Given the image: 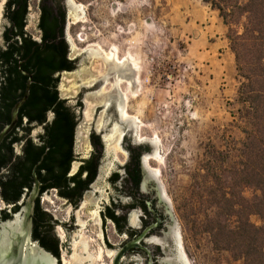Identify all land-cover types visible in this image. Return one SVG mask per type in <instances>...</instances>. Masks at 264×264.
I'll return each instance as SVG.
<instances>
[{"label": "rangeland", "instance_id": "374dc122", "mask_svg": "<svg viewBox=\"0 0 264 264\" xmlns=\"http://www.w3.org/2000/svg\"><path fill=\"white\" fill-rule=\"evenodd\" d=\"M84 16L67 19L68 35L78 50L91 45L137 63L139 91L128 94L127 131L134 143L156 142L145 154L149 174L168 208L188 264H241L214 249L198 209L206 170L239 160L244 141L234 56L226 28L201 0H72ZM39 0H31L28 33L35 39ZM2 0H0L1 15ZM128 57V58H127ZM124 60V61H123ZM126 84L117 90L122 94ZM254 191L247 189L250 199ZM5 209L0 199V210ZM251 221L262 226L259 217Z\"/></svg>", "mask_w": 264, "mask_h": 264}, {"label": "trees", "instance_id": "16d2710c", "mask_svg": "<svg viewBox=\"0 0 264 264\" xmlns=\"http://www.w3.org/2000/svg\"><path fill=\"white\" fill-rule=\"evenodd\" d=\"M201 1L217 12L226 28L240 80L237 116L244 125V141L239 160L233 165L216 162L207 168L206 178L210 181L204 182L198 209L205 217L204 232L211 237L216 251L230 253L241 264H264V0ZM28 5L29 0H8L3 15L7 25L4 47L0 48V132L10 123L11 110L25 93L28 77L21 74L19 66L32 76L30 95L20 109L17 125L24 134H10L0 146V187L6 205H16L23 199L24 192L33 185L35 166L38 177L42 169L43 179H62L64 164L69 166L76 158L74 147L80 123L77 111L84 108L81 101L71 106L59 93L61 75L77 68V61L69 58L63 18L45 7L41 41H35L26 31ZM33 127L44 129L39 144L24 142ZM21 142L22 153L16 155L14 145ZM91 142L94 148L101 147L99 136L92 134ZM143 151L145 148L140 147L139 154ZM138 158L134 159L135 166ZM99 160L100 155L93 154L85 161L87 180H80V174L74 178L72 193L79 200L82 191L96 180ZM247 189L255 192L250 199L244 196ZM19 209L16 205L1 211L0 222L11 220ZM253 216L260 218L262 226L252 223Z\"/></svg>", "mask_w": 264, "mask_h": 264}, {"label": "water", "instance_id": "95a60500", "mask_svg": "<svg viewBox=\"0 0 264 264\" xmlns=\"http://www.w3.org/2000/svg\"><path fill=\"white\" fill-rule=\"evenodd\" d=\"M6 1L2 0L1 7L0 48L4 46L3 32L7 25L3 18ZM68 1L70 7L67 19L70 17L73 22H76L84 14L72 0ZM37 31H39L38 28ZM66 36L70 46V57L77 60V68L74 72L65 73L60 77L59 93L61 98L67 100L71 106L77 105L81 95L84 107L82 111H77L80 123L76 131V154L80 160L87 159L92 154L94 149L90 142V135L94 132L101 136L105 154L97 181L84 196L78 211L74 213L75 225L72 228H64L59 233L63 246L61 262L62 264H120L122 254L113 261L114 254L103 240L98 214L109 202V198L114 196L113 188L108 182L109 174L120 164H125L128 159L127 150L121 147L124 134H127L130 143L145 148L146 152L150 147L154 149L151 143L149 146L130 140L125 118V101L116 86L119 77H125L130 81L132 95L137 94L138 74L134 68L109 56L95 45L78 50L68 35V25ZM33 39L40 40V37ZM19 69L22 75L28 77L26 89L24 96L11 110L10 123L0 132V146L17 127L20 109L30 95L32 76L21 70V66ZM49 118L52 119L51 116ZM40 132L39 128L34 130L32 138L35 141ZM16 151L18 152L19 148H16ZM75 167L77 168L78 164ZM36 170L37 166L32 171L34 185L20 211L13 215L11 220L0 222V264H57L54 256L42 249L32 238L35 206L40 191ZM149 179L154 181L151 174ZM45 206L52 216L61 220L67 221L71 216V208L64 206L62 201L57 202L53 196L47 198ZM10 208L5 204L4 210L9 211ZM173 226L175 227L174 223ZM106 236L113 245L119 243L111 226H108Z\"/></svg>", "mask_w": 264, "mask_h": 264}, {"label": "flooded vegetation", "instance_id": "af4514ba", "mask_svg": "<svg viewBox=\"0 0 264 264\" xmlns=\"http://www.w3.org/2000/svg\"><path fill=\"white\" fill-rule=\"evenodd\" d=\"M30 3L31 0H29L28 5L27 27L30 14ZM45 7H49V9L54 11L55 15L61 19L63 18V36L70 51V46L66 36L68 8L70 7L68 0H39L37 28L40 32V40L35 41H41L43 32L40 29V22L43 17ZM69 58L70 60H73L70 55ZM79 101H81V95L78 102ZM50 116L52 117V115ZM49 121H51L50 118ZM128 126V128H132L133 125L130 126L129 124ZM36 128L41 129L40 134H38L37 141L32 138V134ZM17 132H20V137L24 134L23 130L16 127L11 133L12 137H14ZM43 133L44 129L42 127H33L30 135L26 140H24V142L32 140L35 144H39L41 143V136ZM92 134L100 137L101 147H98V149L93 147L94 150L92 154L87 159L81 160L77 156L74 147V154L76 158L69 166L64 164L62 170L63 176L61 180H58V178L45 180L43 179V173L45 171L42 169L39 170L40 177H38V179L40 182V191L35 206L34 221L36 220V224L34 225L33 222L32 238L42 249L54 256L57 260V264H62L61 252L63 250L59 233L64 230V228H72L75 225L76 217L74 213L78 211L80 204L83 202L84 196L91 190L92 186L97 181L100 168L104 160L105 148L103 140L96 132ZM91 145L93 146L92 142ZM22 147V142L15 143L14 151L16 155H20L22 153ZM121 147L125 148L128 152L127 162L123 165L118 164V168L109 174L108 182L113 188L114 196L109 198V202L103 206L98 214L101 229L103 231V240L114 254L113 261L117 256L122 254L120 264H188L185 255L179 251V237L176 233V227L173 226V221L168 212V208L159 198L154 187V181L149 179V172L145 166L146 158L149 155L145 157L146 151L139 154V148L141 146L130 143L127 138V134H124ZM16 148H19L18 152L16 151ZM93 154L100 155V160L97 163V166H95L97 170V178L94 183L90 185L88 190L82 191L83 197L79 200L78 197L72 193V189L75 185L74 178L80 174V180H87V174L89 171L84 168L85 161H87ZM137 155H139L137 160L138 164L135 166L133 162ZM76 164H78L77 168L75 167ZM57 173L58 170H56V174ZM33 185L24 192L25 194L23 199L16 204L20 206V209L25 201V198L31 192ZM49 196H53L57 202L62 201L64 202V206L71 208V216L69 217V220H61L60 218L50 214L49 210L45 206V202ZM0 198L3 201L1 187ZM16 205L13 204L7 206L11 207V210ZM108 226H111L113 233L119 240L117 245H113L109 237L106 236ZM34 232L36 234V240L34 239Z\"/></svg>", "mask_w": 264, "mask_h": 264}, {"label": "bare ground", "instance_id": "6f19581e", "mask_svg": "<svg viewBox=\"0 0 264 264\" xmlns=\"http://www.w3.org/2000/svg\"><path fill=\"white\" fill-rule=\"evenodd\" d=\"M108 54V53H107ZM109 55V54H108ZM109 56H111V57H113V58H115V54L113 55H109ZM128 58V57H127ZM124 61V60H123ZM127 65H129V66H131L132 68H134L136 71L138 70L137 69V63L136 62H133V58H131L129 61H126L125 62ZM122 83H125L126 84V88H125V90H123L122 88H120L122 91V96H123V98H124V101H125V118H126V122L128 123V125L130 124V126L131 125H133L132 127H134V125L136 126V122L134 121V120H132V119H130L129 117V115H128V113H127V109H126V100H127V98L129 97V95L128 94H132L131 93V84H130V81L127 79V78H125V77H119V79L117 80V84H116V86L119 88V87H121V84ZM151 144L152 145H154V149H153V156H157V154H158V150H159V148H158V145H157V143L156 142H151ZM155 177H157V173H152V178H154V179H156ZM178 239V238H177ZM181 255V254H180ZM183 256V255H182ZM181 260V259H180Z\"/></svg>", "mask_w": 264, "mask_h": 264}, {"label": "crops", "instance_id": "0c3cea01", "mask_svg": "<svg viewBox=\"0 0 264 264\" xmlns=\"http://www.w3.org/2000/svg\"><path fill=\"white\" fill-rule=\"evenodd\" d=\"M205 5V4H204ZM212 11V10H211ZM213 13H214V11H212ZM215 13H217V12H215Z\"/></svg>", "mask_w": 264, "mask_h": 264}]
</instances>
